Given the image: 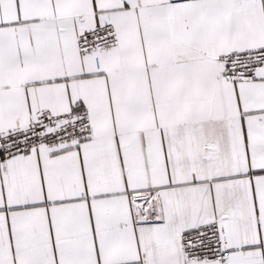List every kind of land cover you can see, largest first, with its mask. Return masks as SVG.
Returning <instances> with one entry per match:
<instances>
[{
  "label": "snow or ice",
  "instance_id": "6c2138e0",
  "mask_svg": "<svg viewBox=\"0 0 264 264\" xmlns=\"http://www.w3.org/2000/svg\"><path fill=\"white\" fill-rule=\"evenodd\" d=\"M0 264H264V0H0Z\"/></svg>",
  "mask_w": 264,
  "mask_h": 264
}]
</instances>
